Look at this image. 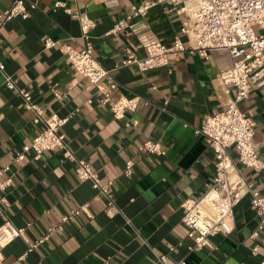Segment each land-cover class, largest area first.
<instances>
[{
	"label": "crops",
	"instance_id": "crops-1",
	"mask_svg": "<svg viewBox=\"0 0 264 264\" xmlns=\"http://www.w3.org/2000/svg\"><path fill=\"white\" fill-rule=\"evenodd\" d=\"M13 0H0V11ZM35 2L26 18L15 17L1 30L0 62L12 75L17 87L28 90L44 114L69 116L61 127L65 141L76 158L87 161L103 182L111 180L110 193L116 208L105 212L104 198H93L89 181H81L75 161L60 150L45 151L39 160L33 152L15 160L17 152L40 131L34 113L21 96L4 86L0 72V168L11 177L0 203V225L9 219L25 227V237L33 241L48 227L60 222L61 215L88 202L92 217L79 214L60 223L49 237L27 250L22 237L2 248L7 262L15 264H166L184 259L186 264H264V223L250 204L246 192L233 207V230L210 237L211 246L189 250L192 242L181 217L182 201L199 198L212 184L214 153L195 131L208 114L218 112L233 97L235 88L225 85L218 73L232 64L224 48H211L202 55L194 43L180 32L176 8L183 0H157L143 16L129 19L118 31H111L131 5L144 0H25ZM61 1L72 11L87 13L95 21L90 30L93 55L111 69L117 87L110 92L140 95L135 111L115 118L103 93L78 73L60 49L68 43L78 48L84 43L77 19L64 11ZM264 31V25L256 27ZM175 35L185 49L170 55L166 65L139 70L135 64H122L125 47L137 57L146 54L149 43L170 45ZM56 44L45 47L44 37ZM63 93L56 98L54 92ZM248 110L254 125L253 140L264 162V86L253 84L249 95L239 103ZM136 121L126 125L125 121ZM159 141L165 153H142L144 139ZM228 152L236 163L233 176H241L250 190L264 193V168L254 170L237 160V150ZM132 159L130 175H124V162ZM1 176V177H2ZM257 231L256 235H252ZM257 247L256 252L252 251ZM172 247V249H170ZM23 256V257H21Z\"/></svg>",
	"mask_w": 264,
	"mask_h": 264
},
{
	"label": "built area",
	"instance_id": "built-area-1",
	"mask_svg": "<svg viewBox=\"0 0 264 264\" xmlns=\"http://www.w3.org/2000/svg\"><path fill=\"white\" fill-rule=\"evenodd\" d=\"M156 1L144 0L131 5L128 13L115 22L111 31L120 30L129 19L145 15ZM35 6L34 1L26 6L25 0H13L8 8L0 11V38L6 22L18 16L26 18L29 15L28 8ZM57 6H62L66 13L77 19L84 38V43L78 48L68 43L60 45V49L73 68L85 77L89 84L95 85L103 93L101 102L108 105L115 118L122 119L127 112L135 111L141 100L140 95L120 94L117 99H110V92L118 83L111 69L105 68L93 55L90 30L95 26L94 19L85 12L72 11L61 1H55L54 7ZM176 11L181 21L180 32L187 37V41L194 43V47L199 49L202 55H206L207 50L211 48H224L229 52L232 64L221 70L218 77L225 85L235 88L233 97L224 109L206 115L202 124L195 129L214 153L215 174L212 184L199 198L187 197L181 203L183 209L181 220L187 227V236L192 240L188 248L194 250L204 246L210 247L212 235L232 232L233 207L246 192H250L251 207L260 217L257 228L261 229L264 223V193L250 190L241 176H233L232 171L236 170V163L228 152L229 147H235L239 163L254 170L264 168V162L259 157L258 144L253 140L255 122L249 111L242 110L239 106V103L249 95L253 84L264 86V31L256 30L257 26L264 25V0H183V4L176 8ZM43 44L45 47H51L56 41L46 36L43 38ZM184 49L185 42L179 35L174 36L170 45L160 41L149 43L143 57H137L132 47L126 46L127 55L122 64H135L143 71L166 65L170 55H176ZM0 72L4 77V86L21 96L24 106L34 113V123L41 125L40 131L32 140L24 144L22 150L16 153L15 160L21 161L29 151L33 152L35 160H39L45 151L60 150L64 158L75 161L78 179L90 182L95 190L93 198L96 200L104 198L105 212L108 216H112L116 208L110 193L112 181L103 182L91 165L84 159L76 158L68 147L61 127L66 124L69 116H60L57 112L45 115L44 109L33 102L30 92L17 87L15 79L6 73L1 62ZM54 94L56 98L63 96V93L58 91ZM125 124L135 125L136 121L128 120ZM260 145L264 147V136ZM138 151L165 153L159 141L149 138L140 143ZM133 164L132 159L124 162V175L131 174ZM5 169L0 168V193L12 182L11 177L2 176ZM1 202H7L4 194L0 196ZM79 214L92 217L88 202L85 201L77 208L61 215L58 224L48 227L43 235L33 241L25 237V227L17 226L7 219L0 225V264H15L14 261H5L1 250L16 237H22L28 245L27 250H31L45 241L60 223ZM251 234L256 235L257 231ZM256 250V246L252 248L254 253ZM158 260L161 264H166V255H158ZM174 264H186V262L181 258Z\"/></svg>",
	"mask_w": 264,
	"mask_h": 264
}]
</instances>
